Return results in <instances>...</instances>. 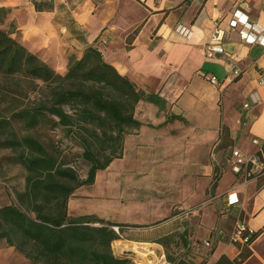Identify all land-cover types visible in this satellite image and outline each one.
Here are the masks:
<instances>
[{
  "label": "crops",
  "instance_id": "obj_1",
  "mask_svg": "<svg viewBox=\"0 0 264 264\" xmlns=\"http://www.w3.org/2000/svg\"><path fill=\"white\" fill-rule=\"evenodd\" d=\"M0 8L34 35L67 26L60 19L70 16L81 34L80 47H97L138 88L163 98L162 105H154L164 120L149 127L164 133L167 124L188 123L199 130L185 138L163 135L158 142L170 145L167 152L179 162L186 144L195 141L183 161L193 168L192 187L185 191L178 181L172 197L159 202L155 220L127 223L145 226L131 227L132 241L163 240L154 244L173 256L187 252L184 258L195 264H264V177L243 184L230 160L232 150L250 157L259 149L254 140L264 143V45L246 43L243 27H231L240 12L254 31L264 28V0H0ZM218 28L225 31L224 53L208 58L205 44ZM197 146L203 147V158L195 155ZM234 192L239 203L229 206L228 194ZM238 222L259 232L251 244L231 242ZM150 229L155 236H143Z\"/></svg>",
  "mask_w": 264,
  "mask_h": 264
},
{
  "label": "trees",
  "instance_id": "obj_2",
  "mask_svg": "<svg viewBox=\"0 0 264 264\" xmlns=\"http://www.w3.org/2000/svg\"><path fill=\"white\" fill-rule=\"evenodd\" d=\"M7 15L0 8V130L19 121L29 130L51 122L53 128L75 131L84 142L83 157L90 169L87 178L81 180L76 170L50 151L42 139L11 133L4 143L17 153L27 171L26 187L16 194L18 204L0 208V239H6L33 264H134L117 257L112 244L123 234L132 241L131 227L145 226L92 216L74 217L70 206L79 197L78 189L95 184L98 172L106 170L116 158L126 128L141 126L134 117L136 106L141 101L162 105L163 98L138 88L108 63L97 47H88L81 59L70 61L65 75L58 73L5 28ZM11 86L17 88L19 96L37 93L44 87L48 94L11 110L4 105ZM67 105L75 107L77 114H70ZM79 129L95 137L100 145L115 143L112 154L95 152L91 138ZM261 147L264 151V143ZM263 177L262 172L255 178ZM258 234L255 232L246 245ZM151 242L164 244L163 240ZM175 261L167 254V262Z\"/></svg>",
  "mask_w": 264,
  "mask_h": 264
},
{
  "label": "rangeland",
  "instance_id": "obj_3",
  "mask_svg": "<svg viewBox=\"0 0 264 264\" xmlns=\"http://www.w3.org/2000/svg\"><path fill=\"white\" fill-rule=\"evenodd\" d=\"M62 13L66 14L67 12ZM25 16L27 17L26 14ZM21 17L23 18V15ZM60 20V23H65L67 26L34 35L28 28H21L18 18L8 12L5 28L12 31L13 36L29 47L31 51L37 53L58 73L65 75L70 61L81 59L89 46L80 47L83 42L80 40L79 28L74 27L73 18L66 16ZM207 70L213 71L212 68H207ZM9 90L10 95L4 105L11 110L15 106L29 105L41 96L48 94L46 87L37 93H27L23 96L16 93L18 90L15 86H11ZM65 108L70 114H77L75 107L67 105ZM169 114L171 113H165L167 117ZM163 115L164 113L153 103L141 101L136 106L134 117L142 121L144 127H127L126 134L122 138V148L116 149L114 155L116 158L113 162L106 170L98 172L95 184L78 189L79 197L73 200L70 206L74 217L92 216L107 221L145 223L158 217L157 212L161 209L159 202L172 197V186H176L178 181L182 180L183 184L185 183L182 188L185 191L192 187L193 168L183 161L184 157H188L186 152L191 153L192 147L195 148V141L186 144L184 152L178 157L179 162H175L174 157L167 152L171 148L170 145L158 142L164 137L163 135L185 138L190 132L197 135L199 130H192L188 123L179 125L175 123L174 125L167 124L169 129L166 128L164 133L161 130L157 133V129L149 127V125L156 124L161 119L164 120ZM51 125V122H44L40 128L29 130L24 127L22 122L13 121L10 126L0 130V208L8 204H18L16 194L25 190L26 187L27 171L19 162L17 153L4 143L11 133H16L19 137L26 135L39 137L50 151L58 154L67 166L76 170L81 180L87 178L90 163L83 157L85 147L80 134L77 135L75 131L68 132V129L61 126L53 128ZM75 129L77 128L75 127ZM141 131L142 134L137 137ZM79 132L91 138L95 152L112 154L115 143L100 145V142L86 131L80 130ZM202 148V146H197L199 151L195 154L196 156L203 152ZM201 155L203 158V153ZM119 156L121 157L119 158ZM189 157L193 158L194 156L190 154ZM101 159L104 160V157L101 156ZM184 203L189 207L188 202ZM180 205L178 204V206ZM136 232L140 234L138 230ZM143 236L149 238L155 234L150 229L148 234ZM126 237L123 234L119 241L128 240ZM112 248L117 257L130 259L134 264H139L131 251L124 255L117 254L116 241L113 242ZM170 251L169 248L167 252L163 248L161 249L164 254L163 261L167 262V254H169L176 260L173 264H178L180 259L183 260L188 255L187 252H180L173 256ZM173 254L176 252L173 251ZM0 264L33 263L16 247L10 246L6 239H0Z\"/></svg>",
  "mask_w": 264,
  "mask_h": 264
},
{
  "label": "built area",
  "instance_id": "obj_4",
  "mask_svg": "<svg viewBox=\"0 0 264 264\" xmlns=\"http://www.w3.org/2000/svg\"><path fill=\"white\" fill-rule=\"evenodd\" d=\"M264 10V8H263ZM238 12L235 14L234 19L231 22V27L235 29L238 25H241L243 28L240 32L241 38L249 44H261L264 45V28L257 29L254 31L255 27L251 23L248 22V18L245 15H240ZM225 39V31L218 28L215 30L212 39L205 44V51L208 58H213L217 54L224 53V48L222 43ZM234 58V57H233ZM234 73L236 75L240 74V70L233 65ZM209 81L212 84H219V79L216 76H210ZM245 107H249V105H245ZM254 144L259 146L258 152L250 157H245L241 151L233 150L231 160V167L235 174H239L243 184H248L252 179L256 177L259 173H264V151L261 147V142L259 140H254ZM215 146L213 148V162L216 164L217 155ZM223 174L222 170L216 176V179H219ZM219 177V178H218ZM239 203V197L236 192L228 194V204L229 206H233ZM181 211L185 210L184 208H179ZM115 231L119 233V228L114 227ZM255 233L253 229L245 225L244 223L238 222L236 224L235 230L231 235V242L233 243H249L252 238V235Z\"/></svg>",
  "mask_w": 264,
  "mask_h": 264
},
{
  "label": "bare ground",
  "instance_id": "obj_5",
  "mask_svg": "<svg viewBox=\"0 0 264 264\" xmlns=\"http://www.w3.org/2000/svg\"><path fill=\"white\" fill-rule=\"evenodd\" d=\"M161 249L154 243H138L128 240L116 241L117 254L124 255L126 252L131 251L139 264H171L163 261L164 254Z\"/></svg>",
  "mask_w": 264,
  "mask_h": 264
},
{
  "label": "water",
  "instance_id": "obj_6",
  "mask_svg": "<svg viewBox=\"0 0 264 264\" xmlns=\"http://www.w3.org/2000/svg\"><path fill=\"white\" fill-rule=\"evenodd\" d=\"M178 264H195V261L191 257L190 258L188 257L181 260Z\"/></svg>",
  "mask_w": 264,
  "mask_h": 264
}]
</instances>
